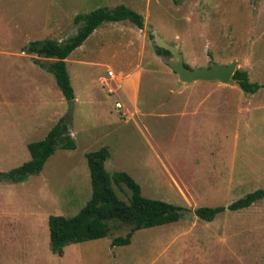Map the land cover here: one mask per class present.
<instances>
[{
  "label": "rangeland",
  "instance_id": "rangeland-1",
  "mask_svg": "<svg viewBox=\"0 0 264 264\" xmlns=\"http://www.w3.org/2000/svg\"><path fill=\"white\" fill-rule=\"evenodd\" d=\"M123 4L143 18L99 25L66 58L74 91L75 148L56 149L23 182L0 180V264H264V199L206 221L137 229L114 219L105 237L50 249L48 216L75 215L90 199L86 153L107 147L105 169L123 171L143 196L193 211L264 189V86L183 83L156 52L176 45L189 68L237 61L264 84V0H0V172L30 159L27 144L64 121L68 100L53 74L22 48L65 40L74 17ZM129 203L130 190L112 182ZM182 213V212H180Z\"/></svg>",
  "mask_w": 264,
  "mask_h": 264
},
{
  "label": "trees",
  "instance_id": "trees-1",
  "mask_svg": "<svg viewBox=\"0 0 264 264\" xmlns=\"http://www.w3.org/2000/svg\"><path fill=\"white\" fill-rule=\"evenodd\" d=\"M123 20H129L139 28L143 27L141 14L123 4L113 8L98 7L88 13L77 14L74 17V22L79 23L77 31L65 40L50 38L31 40L22 51L45 59V62L40 60L36 62L53 74L64 98L69 100L74 98V91L66 68V58L102 23ZM155 48L159 54H170L167 49L157 45ZM232 79L246 93H254L264 86L263 83L251 81L247 71L240 68L235 69ZM75 146L67 124L59 120L42 139L27 144L30 159L19 166L0 172V180L23 182L29 175L39 173L47 158L56 149H73ZM109 155V150L105 146L86 153L92 187L91 197L86 204L72 216L61 214L48 216L50 249L53 253L62 254L64 246L70 243L105 237L110 231V220L118 219L131 224V229L125 236L114 237L111 241V245H124L130 242L135 230L172 222L183 215L178 211L179 207L163 200L143 196L139 184L126 172L118 171L110 175L105 169V161ZM112 182L123 183L128 187L130 190L128 204L117 197ZM262 199L264 189L258 188L227 206H201L194 210V214L210 221L225 209L239 210Z\"/></svg>",
  "mask_w": 264,
  "mask_h": 264
},
{
  "label": "water",
  "instance_id": "water-1",
  "mask_svg": "<svg viewBox=\"0 0 264 264\" xmlns=\"http://www.w3.org/2000/svg\"><path fill=\"white\" fill-rule=\"evenodd\" d=\"M155 42L157 46L167 49L170 52L171 57L164 60L177 74L179 81L183 83H191L194 81H219L224 84H233L234 80L232 79V75L236 69V60H232L228 63H211L209 66L204 65L198 68H187L184 65L183 57L178 46L168 44L160 36L155 37ZM67 102L68 107L63 122L66 123L69 128L71 126L75 99H69ZM178 211L194 214L193 211L187 209H179Z\"/></svg>",
  "mask_w": 264,
  "mask_h": 264
},
{
  "label": "crops",
  "instance_id": "crops-1",
  "mask_svg": "<svg viewBox=\"0 0 264 264\" xmlns=\"http://www.w3.org/2000/svg\"><path fill=\"white\" fill-rule=\"evenodd\" d=\"M76 100V99H75Z\"/></svg>",
  "mask_w": 264,
  "mask_h": 264
}]
</instances>
